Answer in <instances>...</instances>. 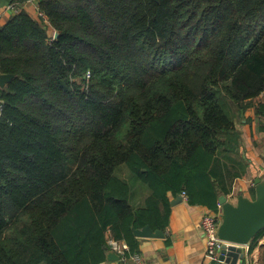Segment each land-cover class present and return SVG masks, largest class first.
<instances>
[{
  "label": "trees",
  "instance_id": "16d2710c",
  "mask_svg": "<svg viewBox=\"0 0 264 264\" xmlns=\"http://www.w3.org/2000/svg\"><path fill=\"white\" fill-rule=\"evenodd\" d=\"M38 8L0 28V264H99L107 232L135 252V230L165 231L170 196L217 209L264 94V0Z\"/></svg>",
  "mask_w": 264,
  "mask_h": 264
},
{
  "label": "crops",
  "instance_id": "0c3cea01",
  "mask_svg": "<svg viewBox=\"0 0 264 264\" xmlns=\"http://www.w3.org/2000/svg\"><path fill=\"white\" fill-rule=\"evenodd\" d=\"M40 1L0 0V28L7 25L15 15L23 12L34 20H39L38 4ZM47 30L53 39L56 38L55 29L49 26ZM235 126V136L228 142L229 149L225 148L230 158L222 162L235 176H238L237 173L239 176L233 180L230 192L220 195V197L226 196L234 204L237 203L242 193L254 199L255 182L264 177V94L255 99L245 111L237 113ZM182 195H179L182 197L180 202L179 197L170 196L169 226L162 231L163 237L141 238L135 235V230L134 236L138 244L135 252H132L130 246L122 241L129 248L126 260L109 248L106 259L99 264H232L222 261L220 255L216 259L210 258L201 234L203 216L208 211L221 210L222 213L220 203L217 209L211 210L206 206L191 205L188 198L185 199ZM106 239L109 242L115 238L107 232ZM241 249L242 258H239L236 264H264V235L253 244ZM134 255L140 257V262L133 258Z\"/></svg>",
  "mask_w": 264,
  "mask_h": 264
},
{
  "label": "water",
  "instance_id": "95a60500",
  "mask_svg": "<svg viewBox=\"0 0 264 264\" xmlns=\"http://www.w3.org/2000/svg\"><path fill=\"white\" fill-rule=\"evenodd\" d=\"M57 36L56 33L55 37ZM12 79V75L0 74V87L4 88ZM255 187L254 199L242 193L234 204L226 196L220 197L222 213L218 236L222 241L239 247L248 246L264 230V177L256 180ZM178 200L182 201V197ZM135 235L141 238H159L163 237L164 233L153 231L150 226H147L136 230ZM236 246L224 247L220 253L221 260L236 264L237 260L242 258V249Z\"/></svg>",
  "mask_w": 264,
  "mask_h": 264
},
{
  "label": "built area",
  "instance_id": "2783aa9c",
  "mask_svg": "<svg viewBox=\"0 0 264 264\" xmlns=\"http://www.w3.org/2000/svg\"><path fill=\"white\" fill-rule=\"evenodd\" d=\"M38 15L40 19H43L45 22H47L46 16L38 10ZM55 39V38H54ZM90 76L88 75V79ZM3 101L0 100V116L2 114L3 110ZM183 198L187 199L186 193H183ZM221 224V210L218 212H212L208 211L202 219L201 222V234L204 239L205 245H206V252L207 255L210 258H218L221 251L224 247L228 248L231 246H236L231 243H227L225 241H222L218 236L219 227ZM110 250L119 255L123 260H126L127 254L129 255V248L128 246L116 239H111L108 242ZM237 248H243L236 246ZM133 258L137 260V262H140V257L138 255H134Z\"/></svg>",
  "mask_w": 264,
  "mask_h": 264
},
{
  "label": "rangeland",
  "instance_id": "374dc122",
  "mask_svg": "<svg viewBox=\"0 0 264 264\" xmlns=\"http://www.w3.org/2000/svg\"><path fill=\"white\" fill-rule=\"evenodd\" d=\"M38 10H39V8H38Z\"/></svg>",
  "mask_w": 264,
  "mask_h": 264
}]
</instances>
